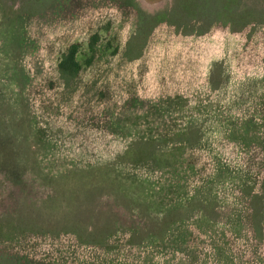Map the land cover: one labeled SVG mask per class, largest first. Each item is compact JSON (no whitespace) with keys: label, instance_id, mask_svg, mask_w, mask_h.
<instances>
[{"label":"rangeland","instance_id":"obj_1","mask_svg":"<svg viewBox=\"0 0 264 264\" xmlns=\"http://www.w3.org/2000/svg\"><path fill=\"white\" fill-rule=\"evenodd\" d=\"M263 220L264 0H0V264H264Z\"/></svg>","mask_w":264,"mask_h":264},{"label":"trees","instance_id":"obj_2","mask_svg":"<svg viewBox=\"0 0 264 264\" xmlns=\"http://www.w3.org/2000/svg\"><path fill=\"white\" fill-rule=\"evenodd\" d=\"M164 21H165L164 19L158 16L156 18L151 19L149 25L150 27H152ZM140 28L142 30H146V25H144L143 19L140 20ZM77 55H78V47L73 46L69 49L68 53H66V55L63 56L61 60L59 64V73H60V77H62L64 81L74 80L77 77V75L80 73L82 69V65L81 62L78 60ZM87 62H91V60H88ZM254 230L258 233L259 236L261 237L263 236V241H264V227L260 228V225L257 226L255 224Z\"/></svg>","mask_w":264,"mask_h":264},{"label":"bare ground","instance_id":"obj_3","mask_svg":"<svg viewBox=\"0 0 264 264\" xmlns=\"http://www.w3.org/2000/svg\"><path fill=\"white\" fill-rule=\"evenodd\" d=\"M145 1V0H144ZM148 3H146V5H147ZM149 5V4H148ZM154 7V6H153Z\"/></svg>","mask_w":264,"mask_h":264}]
</instances>
